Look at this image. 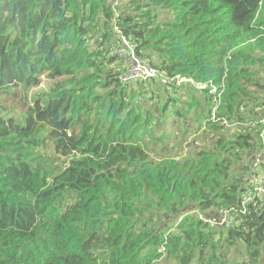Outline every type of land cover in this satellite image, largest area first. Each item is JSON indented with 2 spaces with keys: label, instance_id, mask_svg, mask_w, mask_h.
<instances>
[{
  "label": "trees",
  "instance_id": "1",
  "mask_svg": "<svg viewBox=\"0 0 264 264\" xmlns=\"http://www.w3.org/2000/svg\"><path fill=\"white\" fill-rule=\"evenodd\" d=\"M125 42L207 85V113L175 83H122ZM43 77L10 115L2 97ZM157 99L206 137L192 152L150 135ZM262 117L264 0H0V264H264V207L242 200Z\"/></svg>",
  "mask_w": 264,
  "mask_h": 264
},
{
  "label": "built area",
  "instance_id": "2",
  "mask_svg": "<svg viewBox=\"0 0 264 264\" xmlns=\"http://www.w3.org/2000/svg\"><path fill=\"white\" fill-rule=\"evenodd\" d=\"M122 64L123 71L120 77L122 83L127 86H137L141 82L152 81L153 79H160L161 83H175L176 85H188L197 90L204 91L207 85L196 82L192 78L177 76L167 77L158 71V69L145 62L135 51V46L131 43L125 42L124 47L116 51ZM220 97V96H219ZM219 97L216 99L215 105L212 109V118L215 119L218 108ZM261 123H264V117L261 118ZM235 124H228V127H233ZM264 135V134H263ZM243 207L247 208L251 204H256L257 207H264V139L260 146L255 150L254 156L250 162L249 168L244 173L243 180ZM258 210V209H257ZM203 218V217H202ZM216 224L234 225V218L230 216L227 210H220Z\"/></svg>",
  "mask_w": 264,
  "mask_h": 264
},
{
  "label": "rangeland",
  "instance_id": "3",
  "mask_svg": "<svg viewBox=\"0 0 264 264\" xmlns=\"http://www.w3.org/2000/svg\"><path fill=\"white\" fill-rule=\"evenodd\" d=\"M52 84L53 83L51 80H49L46 77H43L42 84H40L37 87H33V88H30L27 90H24L21 87H18V88L15 87L14 90H15L16 94L15 95H4L2 97L1 103H2L3 107H6L8 113L10 115H16V116L20 117L23 113H25L28 110L27 105H32V103H33L32 99L35 97V95L38 93H44L46 91H49L50 88L52 87ZM137 86H135V87H137ZM191 92H192V95L194 94L197 97H199L198 96L199 90L194 88V89H192ZM201 94L205 96L206 93L204 91H201ZM162 100H163V98H162ZM156 102H158L159 104L156 105V104H153V103L148 102V101L143 103V108L146 107V109H148V112H150L152 114L156 113V115L158 116L157 124L154 128L155 130H149L150 135H152L153 133H155L157 131L156 136L158 138H161L163 136V139H165L166 141L168 139L172 140L173 137L170 136V133L176 134V133H178V131L180 132V130H179L180 127L177 126L176 129H174L173 126L171 125V123L169 122L170 117H168V116H167V118L165 117L164 120H161L163 118L162 116L160 117V114H161L160 111L161 110L160 111L158 110L159 107L162 106V105H160L161 99H157ZM182 108H186V107H182ZM187 108L189 109V112L186 113V117H188V118L193 117V119L196 120V125H200V124L204 123V119L202 117L195 115V113H197V111L199 110V105L198 106L195 105L192 108H189L187 105ZM186 124L188 127H190V125H192L194 123L191 124L190 119H187ZM263 125H264V123H263ZM185 128H186L185 124L183 123L182 134L178 133V135L182 138V143L184 145V148H186V150L188 152H192L193 151L192 148L186 146L185 144L189 143L195 137V135H201L203 139H205L206 137L204 136L203 133H201V131L198 130L197 126H194V125H193V127H190V129H189L190 132H188L186 135H184V133L186 132ZM157 129L160 132H158ZM198 131H199V133L196 134ZM146 140L148 141L147 146L153 147L154 141L152 140L151 136H149V135L146 136ZM177 144L178 143H174L171 145V143L167 142V146L168 147L171 146L172 148H176ZM210 144H211V142L208 144V146H210ZM162 145H163V143H156V146L158 147V149H160ZM202 216L205 217L204 214ZM164 261H166V260H164Z\"/></svg>",
  "mask_w": 264,
  "mask_h": 264
},
{
  "label": "crops",
  "instance_id": "4",
  "mask_svg": "<svg viewBox=\"0 0 264 264\" xmlns=\"http://www.w3.org/2000/svg\"><path fill=\"white\" fill-rule=\"evenodd\" d=\"M176 86L179 88V97L182 100H188V97H189V95H192V92L191 91L194 88L193 87H190L188 85H176ZM198 94H199L198 96H199V99H200L199 102L201 103V105L202 104L205 105V107H201L200 108V112L203 111V112L207 113L209 105L205 102V97H203L204 95H202L200 93V91L198 92ZM178 105L179 106H183L182 104H180V102L178 103ZM171 106H173V105H171ZM170 112H172L171 109H170ZM169 117H170L169 118V122L171 123V125L173 126V128L176 129V127L179 126L180 127V129H179L180 132L178 131V133L182 134V122H186L187 120L186 119H183V118H179L178 115L177 116H173L172 114H170ZM158 132H159V130H158ZM198 133H196V134H198Z\"/></svg>",
  "mask_w": 264,
  "mask_h": 264
}]
</instances>
